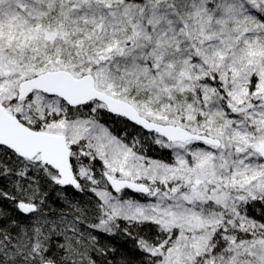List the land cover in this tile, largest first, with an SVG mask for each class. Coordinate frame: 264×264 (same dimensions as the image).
<instances>
[{
    "label": "snow or ice",
    "instance_id": "obj_1",
    "mask_svg": "<svg viewBox=\"0 0 264 264\" xmlns=\"http://www.w3.org/2000/svg\"><path fill=\"white\" fill-rule=\"evenodd\" d=\"M0 264H264V0H0Z\"/></svg>",
    "mask_w": 264,
    "mask_h": 264
}]
</instances>
